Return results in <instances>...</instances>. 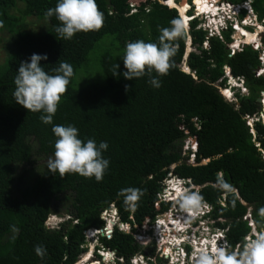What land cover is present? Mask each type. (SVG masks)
<instances>
[{"label": "trees", "instance_id": "1", "mask_svg": "<svg viewBox=\"0 0 264 264\" xmlns=\"http://www.w3.org/2000/svg\"><path fill=\"white\" fill-rule=\"evenodd\" d=\"M172 1L176 2L143 1L132 12L130 0H96L104 15L102 28L62 40L55 32L60 22L55 16H45L57 0H0V30L11 34L7 56L0 62V264H75L88 250L85 231L103 228L102 212L113 206L121 221L132 225V232L115 226L110 237L98 233L97 249L116 251L126 264L137 253L153 256L154 243L143 245L134 232L136 225L142 226L146 219L153 223L170 208L171 203L160 201L159 196L171 173L191 178L198 186L203 200L213 207L212 217L224 220L217 225L228 228L233 247L252 230L244 219L247 213L258 230L264 228L258 215L264 208V124L255 121L253 134L246 119L261 110L258 98L264 90V76L256 75L262 67L259 50L244 44L232 53L228 48L232 28L224 31L223 38L208 36L195 18L186 38L173 41L175 66L159 78L161 87L154 88L147 76L133 80L123 76L126 44L158 43L161 29L170 28L179 16ZM207 1H200L203 9L208 8ZM224 1L249 2L258 20H264V0ZM177 5L180 14L182 6L185 14L189 10L187 0ZM246 13L243 9L241 18ZM32 15L44 20L41 31L26 29L25 19ZM237 28L234 47L246 41L247 34H254L241 25ZM188 34L196 49L187 58L190 72L184 70L185 65L182 68ZM34 53L48 57L41 66L50 74H57L60 63L73 68L51 124H44L40 113L16 103L13 95L21 62H30ZM226 66L234 77H243L249 89L247 95L237 93L234 102L220 91L227 86ZM69 124L78 129L82 141L108 143L103 156L110 165L101 182L78 174L61 178L59 173H50L47 162L54 158L57 139L52 128ZM189 135L198 141L195 163H189V154L183 151ZM27 165H39V171L31 183L22 186L17 169ZM219 178L232 191L221 190ZM126 189L142 193L134 212L120 194ZM51 214H69L77 221L66 220L50 228L45 221ZM37 246L45 250L43 257L36 254Z\"/></svg>", "mask_w": 264, "mask_h": 264}, {"label": "clouds", "instance_id": "2", "mask_svg": "<svg viewBox=\"0 0 264 264\" xmlns=\"http://www.w3.org/2000/svg\"><path fill=\"white\" fill-rule=\"evenodd\" d=\"M166 1H164L165 4H167ZM130 6L132 7V10L136 9L135 1L130 0ZM196 8L194 0H192V4H189V10L186 12L187 16L191 17V15L188 14L190 10L197 12ZM243 9L247 11L246 15H250V13L254 12L251 5L248 4L241 8L240 13H232L233 10L229 11L228 14H231L230 17H227L228 14L225 11L218 12L221 14L225 12L222 16L221 14L219 15L218 21H212L208 17L198 16L197 14L194 15V18H189V21L197 18L200 20L201 25L209 24L214 29L215 34L219 37H222L224 31L229 28L233 29V35H235L238 28H235L233 24L235 23L237 27L241 24L246 16L245 15L241 18V12ZM178 14L179 16L170 22V28L161 29L158 43H147L143 40H137L126 44L123 54V65L126 69L123 76L126 79L133 80L147 76L149 77V83L154 88L161 87L159 78L166 76L170 69L175 66L172 58L175 56L177 48L173 41L186 38L187 29L190 27L189 21L186 23L184 16L179 12ZM45 16H55L57 21L60 22L59 26L55 28V32L62 40H72L73 37L80 32L87 33L98 31L104 24V15L99 10L96 0H57L56 6L47 9ZM257 22L259 23L260 21L258 20ZM260 25L264 26L262 23H260ZM253 27H255V25H253ZM234 41L235 40L233 39L231 43H234ZM254 42L256 41H252L248 44L251 45ZM188 44L191 47L192 44ZM244 44L247 43L245 42ZM47 59L48 57L46 55L34 53L30 57V62H21L14 79L16 87L13 95L16 103L22 105L31 112L40 113L41 121L44 124H51L53 117L58 110L61 98L63 94L66 93L67 86L74 73L72 66L67 63H60L59 67L55 69V72L57 73L55 75L46 72L41 66V61ZM183 63L187 66V61H184ZM261 64L263 67L262 62ZM119 66L120 65H117L118 69ZM182 68L184 69V67ZM187 68L189 70H184L186 72L190 71L189 66H187ZM226 76L228 77V80L231 76L234 78L228 66H226ZM240 78L243 77H237L235 85H231L232 83L227 81L226 87H220L221 93L230 102L233 101L230 100L232 96L226 95L224 91L228 88L233 93L235 87L237 88V93H240L242 89ZM243 85H245V82ZM127 88L128 86L126 85V90ZM260 104L262 110V107L264 106L262 100ZM251 117H257L258 119L255 121L261 120L263 119V112ZM249 126L252 129V125L249 124ZM52 132L57 139L54 144V158H50L47 162V167L50 173L53 175L59 173L61 178H63L65 174H78L84 178H94L98 183L104 179L106 171L109 169L110 165V161L103 156V153L109 147L107 142L101 141L97 144L94 139L82 141L78 138V129L71 124L67 126L54 125ZM185 143H187L188 147L186 149L184 148L183 151L186 155L189 154L188 162L195 163L196 153L198 151V141L196 136L189 135L184 139V144ZM196 187L197 185L194 184L191 178H184L171 173L165 179L163 191L161 193L169 192L171 198L168 201L170 203H173L174 205L179 204V207L186 211L184 214L191 218L193 225L201 223L204 227H209L207 232L212 234L217 231V228H223L216 225L222 218L214 219L212 217V205L203 200L199 192L196 191L198 190ZM218 187L224 191H232L231 186L222 178L218 179ZM120 194L125 197V204L134 212L136 210V201L142 193L138 189H126L122 190ZM222 204L225 205L224 202H222ZM113 208L116 212V207L113 206L111 209ZM111 209L107 211H110ZM258 215L261 218V221L264 222V208L259 209ZM70 219L73 222L77 221L75 217L69 214L61 216L51 214L45 221V224L50 228H58L60 223ZM244 219L248 221V224L252 228L251 232L253 233L246 235L250 239L244 247L241 246L238 254L231 252L225 253L223 250L217 251V249L213 247V252L216 253V255L213 257L207 252H201L198 257V264H264V228H262L261 231L257 229L250 213H247L246 216H244ZM104 220L106 222L105 226L101 229H89L91 233H94V230H97L96 234H102V232L104 233L105 228H108L113 232L114 227L117 225L109 227L107 220L105 218ZM155 220L153 223L149 222L151 226L155 223ZM118 221L124 223L121 219ZM127 224L132 226L130 223ZM13 230L16 231L15 228H13ZM89 230L85 231L86 238H89L87 236ZM130 230L132 232V229ZM149 232H152V228ZM189 232L194 233L188 228L187 233ZM96 242L97 244L99 243L98 240ZM90 244H92V242L88 243V245ZM97 244L93 245L95 251L93 250L89 256V259L92 256L91 260L89 261L88 259L85 261L87 264L101 262L100 258L105 262L103 259L104 254L101 251H105L108 248L102 247L101 250H98ZM35 251L36 254L41 257L45 254V250L42 246H37ZM89 252V250L85 251L86 254ZM93 253H95L96 256H98L97 254L101 255V257L98 258L99 260L93 259ZM187 262H189V259ZM126 263L127 260L124 264ZM75 264H77V262Z\"/></svg>", "mask_w": 264, "mask_h": 264}, {"label": "built area", "instance_id": "3", "mask_svg": "<svg viewBox=\"0 0 264 264\" xmlns=\"http://www.w3.org/2000/svg\"><path fill=\"white\" fill-rule=\"evenodd\" d=\"M209 4H211V6H215L217 7L216 12H223L225 11L227 14L229 11L233 10L232 13H240L241 8L243 6H246L249 4V2H244L242 4H237L234 5L231 2L228 1H223V0H210ZM136 9L132 10V12H135ZM224 12V13H225ZM253 15L256 16L255 19H253L252 21L254 22L253 24H256V22L258 21V17L257 15L252 12ZM196 14V13H195ZM223 14H221L222 16ZM231 14H228L227 17H230ZM194 17V15H193ZM188 18H192L188 17ZM244 23L247 22V19H243ZM242 23V22H241ZM260 23L264 24V20H262ZM257 25H259V23L257 22ZM233 26L235 28H237V26L235 25V23L233 24ZM245 26H247V24H245ZM202 27L206 30H208L210 32L211 35L215 34L214 29L209 25V24H203ZM243 27V26H242ZM234 43H231L230 45H232V53H234L235 50L240 49L239 47H234L233 46ZM262 41L259 42H254L251 45L253 46L254 49L259 50V48L261 47ZM261 55V53H260ZM260 61L263 63L264 65V49L262 51V56L259 57ZM262 70L263 68H259L256 72L257 76H260L262 74ZM245 82L244 78H240V83L242 84V89H241V94H248V90H246L245 85H243ZM233 96V93L232 95ZM262 104L264 102V96H262ZM255 117H251V116H246L247 119V123L252 125V123L255 121L253 120ZM256 120L258 119L257 117L255 118ZM160 201L162 200H166L167 201L171 198L170 197V193L169 192H163L160 194ZM169 211V210H168ZM109 214V211L104 210L102 212V217L107 219V217H105L106 215ZM180 216V217H179ZM177 216H173V214L169 213L168 215L164 214H160L157 219L155 220V223L151 226L152 228V232H145L144 234H142L141 232H134L135 237L137 238V240L140 243H143V240L145 239H149L145 244H148L152 237H154V240H156L157 242V252L161 255H164L166 257V259H168V262L165 264H187V260L189 259L190 262H192L191 264H198V257L199 254L201 252H207L210 256H215L216 253L213 252V247H215L217 249V251L219 250H223L225 251V253H239L241 246L240 243L236 244L235 247H233L227 238V230L228 228H217L216 232H213L212 234H203L201 236H197L196 240H193V246L191 247V250L189 253H187L186 249H185V243L186 241L189 240V235H187L188 232V228H191L193 226L192 224V220L188 215H184L181 214ZM182 216V217H181ZM164 218H167L166 220ZM110 219H112L110 217ZM109 219V220H110ZM221 221H223V219H220ZM111 221V222H110ZM110 221H107V223L109 224V227H114L115 225H117L120 229H123L127 232H131L130 228H129V224L127 223H120L119 221H115L114 218ZM114 221V222H113ZM136 227H138L136 225ZM128 228V229H126ZM193 228V227H192ZM209 227H205L206 231H208ZM89 232H91L89 230ZM169 232V234H167ZM93 233V232H92ZM104 233H107V236H111V231L108 228H105ZM166 234V235H165ZM192 235H194L195 233H190ZM169 235V237H172V240H169V242H165V237H167ZM149 237V238H148ZM176 239H178V241H176ZM172 241V242H170ZM175 242L176 244H178L175 248L177 250L172 249L171 246H175ZM168 250H173L174 251V256L173 253H168ZM104 254V260L107 264H124L126 262L125 258L122 256H119L117 254L116 251L114 250H109L106 249L105 251H101ZM156 254H154L153 256H149L148 254L145 253H137L135 255H133L130 258V264H150L151 261H156L154 259ZM197 260V261H196Z\"/></svg>", "mask_w": 264, "mask_h": 264}, {"label": "rangeland", "instance_id": "4", "mask_svg": "<svg viewBox=\"0 0 264 264\" xmlns=\"http://www.w3.org/2000/svg\"><path fill=\"white\" fill-rule=\"evenodd\" d=\"M135 1V3L136 4H140V3H142L143 1H147V0H134ZM164 1H166V0H163V2ZM184 0H176V2L177 3H181V2H183ZM190 0H187V2H189ZM201 0H198V2H197V5L199 6V15H198V13H196V12H194V10H190L189 12H188V14H190L191 16H192V18H194L193 17V15H195V13L198 15V16H202V17H208L209 18V13L211 12V11H207L206 9H203V8H205V5H204V3H202V4H200L201 2H200ZM172 2H174V1H172ZM176 2H174V5H177V3ZM22 3V2H21ZM24 4V3H23ZM188 4H190V3H188ZM194 5H195V0H194ZM196 6V5H195ZM169 7H171V6H169ZM173 8H175V7H173ZM185 8V7H184ZM179 12V11H178ZM203 12H205V13H207L206 15H203V14H201V13H203ZM181 13H182V15L184 16L185 15V12L183 11V6L181 7ZM184 13V14H183ZM221 13H219L217 16L219 17V15H220ZM211 16V15H210ZM196 17V16H195ZM201 18V17H200ZM212 18H214V16H212ZM256 18V16L255 15H253V13H250V15H246L245 16V19H247V22H245V24H247V26H245V24H243L244 23V21H242V23L240 24L241 26H243L244 28H246L247 30H250V31H256V29H257V22H256V24H253L254 22L252 21L253 19H255ZM210 19V18H209ZM46 21H48L47 19H45ZM25 21L27 22L26 24H27V27H26V29H28V30H30V31H41L43 28H42V26H43V24L45 23L44 22V20L43 19H40V18H38L37 16H34V15H32V16H28L26 19H25ZM188 21H189V19H187L186 18V23H188ZM260 21V20H259ZM190 22H191V20L189 21V25H190ZM261 22V21H260ZM259 22V23H260ZM253 25H255V27H253ZM259 26V25H258ZM189 29H187V31H188ZM259 30V29H258ZM261 32H258V35L260 36H258V38L257 39H252L251 40V42L252 41H256V42H259V41H262V44H261V47L262 48H259V52L261 53V55H259V57L260 56H262V51H263V49H264V31L263 30H260ZM253 32V33H254ZM207 33H208V36H217L216 34H213V35H211L210 34V32L207 30ZM257 34V33H256ZM249 34H247V39H246V41H243L242 43H241V46H243L244 45V43L246 42H248L247 40L250 38L249 36H248ZM235 35H233L232 36V38L235 40ZM249 37V38H248ZM223 38V37H222ZM10 40H11V34L10 33H8L7 31H2V30H0V62H3L4 60H5V57L7 56V50H6V47H7V45L10 43ZM188 43H191L192 44V37H191V35L190 34H188V36H187V41H186V52H185V55H184V58H183V62L185 61V59H186V57H187V54H188V52L191 50V51H194V50H196L194 47H193V44H192V46L191 47H189V44ZM248 44V43H247ZM204 46H209V43H208V41L207 42H205L204 43ZM241 46H240V48H241ZM228 48H230L231 49V52H232V45H228ZM190 51V52H191ZM96 52V51H95ZM95 52H94V54H95ZM189 52V53H190ZM97 53V55H98V52H96ZM183 65H184V63L182 64V67H183ZM263 69H264V67H263ZM103 76V75H102ZM264 76V75H263ZM235 79H232L231 77L229 78V80H228V82L229 83H232L231 85H233V84H236V81H237V77H234ZM232 79V80H231ZM229 87V86H228ZM245 87H246V90H248L247 92L249 93V89H248V87L246 86V84H245ZM222 88H224V87H222ZM228 91H226V93L229 95V96H231L232 95V91L230 90V89H227ZM237 88H235L234 87V89H233V96L230 98V100L232 101L233 100V102L234 101H236L237 100ZM244 95H247V94H244ZM262 111L263 110H260V112L262 113ZM259 112V113H260ZM253 120H256L255 118L253 119ZM263 124H264V120L263 119H261L260 120ZM254 123L255 122H253L252 123V129H251V132L254 134L255 133V128H254ZM188 147V145H187V143H185L184 144V146H183V149L185 148H187ZM39 162V164H44L45 163V160H39L38 161ZM18 171H17V176L18 177H22L21 178V183L23 184L22 186H25V185H27V184H29V183H31V181L33 180V178H34V176L38 173V171H39V165H35V167L34 168H31L30 166H22V167H19L18 169H17ZM197 189H198V186L196 187ZM197 191V190H196ZM226 197V195H224V198ZM179 199V198H178ZM163 202H169V201H167V199L166 200H162ZM170 203V202H169ZM116 209V212L114 211V208L113 209H111L110 211H109V214L108 215H106L105 217H107V221H110V220H112L113 218H114V220L115 221H118V220H120V215L118 214V209L117 208H115ZM169 210V211H168ZM167 211H165V212H163V213H161L162 215H164V214H166V215H168L169 213H171V214H173V216H179V213H181V214H184L186 211H184V210H182L180 207H179V204H173V203H171V205H170V208L168 209ZM178 211H181V212H179L178 213ZM185 215V214H184ZM51 217H53V216H51ZM110 217L112 218V219H110ZM180 217V216H179ZM110 219V220H109ZM111 222V221H110ZM114 222V221H113ZM150 222V220L149 219H146L145 220V222L143 223V225L142 226H139L138 227V231L139 232H141L142 234H144L145 232H149V231H151V224L149 223ZM129 228L130 229H132V226H129ZM126 229H128V228H126ZM123 230V229H122ZM96 232H97V230H94V233H91V232H88L87 233V236L89 237V238H87L88 239V243L90 242H92V244H90V245H88L89 246V248H88V250L90 251L88 254H86L85 252V254L83 253L80 257H79V259H78V261H77V264H87L85 261L86 260H88L89 259V256L91 255V253H92V251L94 250L95 251V249H93V245H96L97 244V237H96ZM251 233H253V232H250L249 234H251ZM107 234V233H106ZM168 234H169V232H168ZM166 235V234H165ZM187 235H189L190 237H189V240L188 241H186V242H184V244L185 243H188V244H185V249H186V251H187V253H189L190 252V250H191V247L193 246V240H196V237H197V235L196 234H194V235H192V234H190V232L189 233H187ZM246 238H244V241H242V242H240V246H242V247H244V245L249 241V237L248 236H245ZM149 238V237H148ZM167 238V239H166ZM165 238V242H169V235L167 236ZM149 239H145V240H143V245H150L151 243H154V247H155V253H156V255H155V257H154V259L156 260V261H153V263L154 264H165V263H167L168 262V259H166V257L164 256V255H161V254H159L158 252H157V242H156V240H154V237H152V239H151V241H150V243L149 244H145L147 241H148ZM229 241V240H228ZM230 243V242H229ZM231 244V243H230ZM236 246V245H235ZM172 247V249H174L175 248V246L173 245V246H171ZM174 251H176L177 252V250H176V248H175V250ZM174 251L173 250H168V253L170 252V253H173V256L175 255L174 254ZM101 253V252H100ZM94 254V256H93V259H96V260H99L98 259V256H96V254L95 253H93ZM88 257V258H87ZM91 258H92V256H91ZM91 258L89 259V261L91 260ZM100 261L101 262H98L97 264H107L106 262H103L102 261V258H100ZM190 262V261H189ZM192 262H190V264H191ZM93 264H95V263H93ZM187 264H189V263H187Z\"/></svg>", "mask_w": 264, "mask_h": 264}, {"label": "bare ground", "instance_id": "5", "mask_svg": "<svg viewBox=\"0 0 264 264\" xmlns=\"http://www.w3.org/2000/svg\"><path fill=\"white\" fill-rule=\"evenodd\" d=\"M209 1L210 0H208L206 3H207V6H208V8L206 9L208 12L209 11H211L209 14L211 15H209V18L212 20V21H218V14L219 13H217L216 12V10H217V7H215V6H211V4H209ZM181 4H182V2H181ZM200 4H202V3H200ZM177 7H178V11H179V8H180V5H176ZM180 13V12H179ZM201 14H203V15H206L207 13H205V12H203V13H201ZM224 14V13H223ZM212 16H214V18H212ZM206 17V16H205ZM184 18H185V20H186V18L187 19H189L187 16H186V14L184 15ZM240 25H238V27H239ZM258 26V25H257ZM259 29V30H258ZM260 30H263L264 31V26H261V25H259L258 27H257V29H256V31L254 32V34L253 35H251V36H249L248 38V42L247 43H250L251 42V40L252 39H257L258 38V32H261ZM257 33V34H256ZM260 37V36H259ZM185 67V70H189L188 68H186V66H184ZM263 67H264V65H263ZM262 67V68H263ZM262 71H264V69L262 70ZM232 77V76H231ZM233 85H235V84H233ZM228 89V88H227ZM226 91H228V90H225L224 91V93L226 94V95H228L227 93H226ZM229 96V95H228ZM263 105H264V102H263ZM264 111V110H263ZM263 120H264V114H263ZM179 212H181V211H178V213ZM179 215H181V213H179ZM177 216V215H176ZM178 217V216H177ZM182 217V216H181ZM165 220L167 219V218H164ZM168 234V233H167ZM166 238V237H165ZM167 239V238H166ZM169 240H172V237H169ZM176 241H178V239H176ZM170 242H172V241H170ZM178 244H176V242H175V247L177 246ZM88 258V257H87ZM197 261V260H196Z\"/></svg>", "mask_w": 264, "mask_h": 264}, {"label": "flooded vegetation", "instance_id": "6", "mask_svg": "<svg viewBox=\"0 0 264 264\" xmlns=\"http://www.w3.org/2000/svg\"><path fill=\"white\" fill-rule=\"evenodd\" d=\"M188 3L192 4V0H190ZM192 227L190 228V231L194 232L197 236H201L203 234H208L205 227L201 223H199L198 225H193ZM209 234H211V233H209ZM187 263L190 264V262H187Z\"/></svg>", "mask_w": 264, "mask_h": 264}, {"label": "water", "instance_id": "7", "mask_svg": "<svg viewBox=\"0 0 264 264\" xmlns=\"http://www.w3.org/2000/svg\"><path fill=\"white\" fill-rule=\"evenodd\" d=\"M161 1V3H164L163 2V0H160ZM236 33H237V31L235 32V35H236ZM191 44V43H190ZM192 46V45H191ZM190 47V46H189ZM190 52V51H189ZM189 52H188V54H187V57H186V59H185V61H187V58H188V56H189ZM188 66V65H187ZM190 68V67H189ZM229 70H230V68H229ZM188 72H190V71H188ZM262 75H264V71H262ZM261 95L262 96H264V90H262V92H261ZM261 99H262V97L260 96L259 98H258V101L259 102H261ZM262 110H264V106L262 107ZM263 112V111H262ZM208 160H204L203 161V163H205V162H207ZM102 234H104L103 232H102Z\"/></svg>", "mask_w": 264, "mask_h": 264}, {"label": "snow or ice", "instance_id": "8", "mask_svg": "<svg viewBox=\"0 0 264 264\" xmlns=\"http://www.w3.org/2000/svg\"><path fill=\"white\" fill-rule=\"evenodd\" d=\"M181 15H182V13H181Z\"/></svg>", "mask_w": 264, "mask_h": 264}]
</instances>
